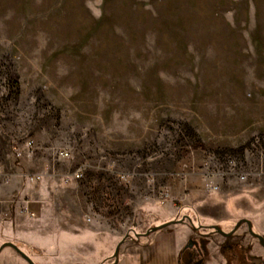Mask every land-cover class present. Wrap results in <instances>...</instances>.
Segmentation results:
<instances>
[{
	"label": "rangeland",
	"instance_id": "rangeland-1",
	"mask_svg": "<svg viewBox=\"0 0 264 264\" xmlns=\"http://www.w3.org/2000/svg\"><path fill=\"white\" fill-rule=\"evenodd\" d=\"M262 122L264 0H0V246L111 264L121 240L189 217L202 250L185 264H264L246 225L208 235L200 201L264 181V131L212 145ZM0 264L30 263L5 246Z\"/></svg>",
	"mask_w": 264,
	"mask_h": 264
},
{
	"label": "crops",
	"instance_id": "crops-1",
	"mask_svg": "<svg viewBox=\"0 0 264 264\" xmlns=\"http://www.w3.org/2000/svg\"><path fill=\"white\" fill-rule=\"evenodd\" d=\"M234 125L236 131H232V137L226 138L218 144H212L213 147L238 148L244 146L258 132L264 131V122L256 128L244 123L243 131H241L240 124ZM257 183L254 187L247 188V191H232V195L219 194L218 200L215 202H210L205 198L201 199L200 201L203 203L207 202L204 205L211 207L208 211L201 210V215L208 222L210 221V224L220 223L225 219L235 220L247 217L252 220L255 228L264 234V181ZM231 200L232 209H230ZM242 201L245 202L243 208L241 207ZM213 207L220 208L215 215L210 210ZM158 211L160 218L165 221L174 219L175 215L179 213L168 207H160ZM182 215H186V213L183 212ZM198 235L190 220L172 222L150 234L140 235L131 242H123L120 245L118 261L111 264H185L190 256V251L187 249L190 245L189 242L191 239L199 238L200 235ZM124 244L129 246L124 248Z\"/></svg>",
	"mask_w": 264,
	"mask_h": 264
},
{
	"label": "water",
	"instance_id": "water-1",
	"mask_svg": "<svg viewBox=\"0 0 264 264\" xmlns=\"http://www.w3.org/2000/svg\"><path fill=\"white\" fill-rule=\"evenodd\" d=\"M177 221H181V220H177ZM244 220H240L237 222V225H236V228L243 222ZM174 221H169V222H165V223H162V224H159V225H155L153 227H151L150 229H148L146 232H144L143 234L141 235H147V234H150L151 232L153 231H157L165 226H167L168 224L172 223ZM248 223V226H249V230L252 234L256 235L260 241H261V244L264 246V238L260 235V234H257L255 233L253 230H252V227H251V223L250 221H247ZM214 229L217 230V232L223 234V235H231L232 234V231L230 232H226L224 231L222 228H220L218 225L214 226ZM124 242V240H121L118 245L116 246V249L114 251V254H113V258H114V261L113 263H116L118 261V257H119V250H120V245ZM5 246H10L12 248H14L22 257H24L30 264H36L34 262V260H32V258L26 254L18 245H16L15 243L13 242H5L4 244H2L0 246V252L1 250L5 247Z\"/></svg>",
	"mask_w": 264,
	"mask_h": 264
},
{
	"label": "flooded vegetation",
	"instance_id": "flooded-vegetation-1",
	"mask_svg": "<svg viewBox=\"0 0 264 264\" xmlns=\"http://www.w3.org/2000/svg\"><path fill=\"white\" fill-rule=\"evenodd\" d=\"M184 219L190 220L189 217H184ZM184 219L182 218L181 221H186V220H184ZM240 220H244V221H243V222H242V223L236 228L237 222L240 221ZM247 221H250V223H251V227H252V230H253L255 233H257V234H260V235L264 238V234L261 233V232H259V231L255 228V226H254L252 220L249 219V218H245V217L238 219V220L234 223V225L232 226V228L229 230V232L232 231V234H231V235L233 236V235H235V234L237 233V231L240 229V227H241L242 225H246L248 232H249L252 236L256 237V238L258 239L259 243L261 244L260 239H259L256 235H254V234H252V233L250 232ZM191 223H192V222H191ZM209 225H210V227H212V229L210 230L212 234H208V233H203V234H205V235L208 234V235H210V236L215 235V234H221V233L217 232V230L214 229V226H216V225H218L220 228H222L221 225H220V223H214V224H209ZM193 227H194V229L197 231V227H198V226H197V227L193 226ZM197 232H198V231H197ZM221 235H223V234H221ZM231 235H228V236L224 235V236L229 237V236H231ZM197 243H198V245H197ZM200 243H201V240H196L195 238L190 240V242H189L190 245H189V247H187V249H189V251H190V254H192L193 251H194V250L191 251L190 246L195 247L197 253H200V251L202 250ZM194 244H196V245H194ZM193 245H194V246H193ZM261 246L264 247L262 244H261ZM192 255H193V254H192ZM197 262H198V261H196V262H192L191 264H197ZM188 263H189V262H188Z\"/></svg>",
	"mask_w": 264,
	"mask_h": 264
},
{
	"label": "built area",
	"instance_id": "built-area-1",
	"mask_svg": "<svg viewBox=\"0 0 264 264\" xmlns=\"http://www.w3.org/2000/svg\"><path fill=\"white\" fill-rule=\"evenodd\" d=\"M26 147L28 148V150L29 149H33L34 148V145H33V142L30 140V141H28L27 142V145H26ZM26 147H23L22 148V150H24ZM261 154H263L264 153V148H262L261 149ZM59 155L61 156V157H63V158H68L69 156H70V152H69V150H66V149H64V150H60L59 152ZM214 158V157H213ZM227 160V162L229 163V169H232V171H233V169L237 166V162H236V159H234L233 157H231V156H227L226 158H224V160ZM218 162L219 163H221V159L220 158H218ZM219 165L220 164H218V168L220 169V168H222V165L219 167ZM206 168H209V165H208V163H206L205 165H204ZM223 173H228V171H226V172H221V174H223ZM83 176V172L81 171V170H77V171H74L70 176H68V178H67V180H70V179H78V178H80V177H82ZM241 178L242 179H245L246 177H245V175L243 174V175H241Z\"/></svg>",
	"mask_w": 264,
	"mask_h": 264
},
{
	"label": "trees",
	"instance_id": "trees-1",
	"mask_svg": "<svg viewBox=\"0 0 264 264\" xmlns=\"http://www.w3.org/2000/svg\"><path fill=\"white\" fill-rule=\"evenodd\" d=\"M245 147H246V145L241 146V147H239V148H237V149L234 148V149H232V153H233V152H240V153H241V152H243V150H244Z\"/></svg>",
	"mask_w": 264,
	"mask_h": 264
}]
</instances>
